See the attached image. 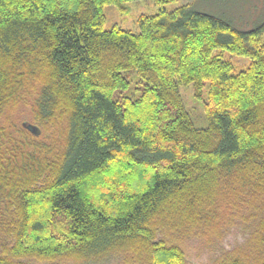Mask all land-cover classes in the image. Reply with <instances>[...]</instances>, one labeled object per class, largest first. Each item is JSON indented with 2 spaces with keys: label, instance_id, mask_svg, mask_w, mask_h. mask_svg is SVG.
Masks as SVG:
<instances>
[{
  "label": "trees",
  "instance_id": "1",
  "mask_svg": "<svg viewBox=\"0 0 264 264\" xmlns=\"http://www.w3.org/2000/svg\"><path fill=\"white\" fill-rule=\"evenodd\" d=\"M135 1L0 0V117L25 95L39 124L65 125L57 155L34 143L37 130L0 127V264L66 254L185 264L160 228L206 226L218 211L198 207L222 191L241 202L262 193L264 19L242 29L156 0L138 33L105 28V6ZM219 52L250 65L234 73ZM188 84L207 92L205 129L179 96Z\"/></svg>",
  "mask_w": 264,
  "mask_h": 264
},
{
  "label": "rangeland",
  "instance_id": "2",
  "mask_svg": "<svg viewBox=\"0 0 264 264\" xmlns=\"http://www.w3.org/2000/svg\"><path fill=\"white\" fill-rule=\"evenodd\" d=\"M185 4H191L198 10L220 17L242 29L255 27L264 19V0H176L164 8L172 11ZM158 5L156 0H141L105 6L103 9L105 28L119 27L138 33L139 19L158 13ZM259 44H264V35L259 40ZM219 53L225 60L232 63L234 73L246 70L250 65V61L243 57L226 52ZM40 74L43 76L44 73ZM201 94V98L198 99L193 84L179 87V96L194 126L205 129L207 127L204 111L206 90H203ZM32 104V97L23 95L18 102L4 107L0 117V127L16 138L17 132L25 131L24 126H34L39 132L34 143L57 147L54 151L57 155L65 125L62 122L57 125L39 124L34 117ZM47 158L52 161L53 156L49 155ZM216 191H219L218 185ZM102 192L100 194H103ZM226 193L228 192L222 191L220 195L217 193L214 199H208L205 204L198 207L199 214H204L212 207L218 211L217 216L212 218L206 226L192 222L189 224L193 225L189 227L188 234H185L186 231H182L183 229L174 230L175 226H170L167 230L160 228L156 239L165 241L167 245L177 246L184 255L185 264H220L223 261L232 260H239L242 264H262L264 247L259 244L258 238L264 223V189L262 193L249 198L248 202H241L239 194L237 195L235 191L229 195ZM217 196L221 197L217 198ZM180 215L183 216L179 212ZM180 224L186 223L182 220ZM22 261L27 264H85L79 257L72 254L50 259L22 258ZM101 264L130 263L125 262L123 256H115Z\"/></svg>",
  "mask_w": 264,
  "mask_h": 264
},
{
  "label": "water",
  "instance_id": "3",
  "mask_svg": "<svg viewBox=\"0 0 264 264\" xmlns=\"http://www.w3.org/2000/svg\"><path fill=\"white\" fill-rule=\"evenodd\" d=\"M27 129H28L31 133L36 134V129H35L34 127L28 125V126H27Z\"/></svg>",
  "mask_w": 264,
  "mask_h": 264
}]
</instances>
